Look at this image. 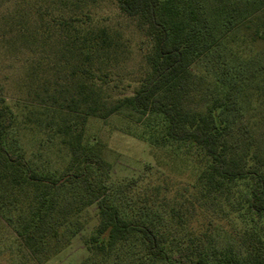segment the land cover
I'll list each match as a JSON object with an SVG mask.
<instances>
[{
	"label": "trees",
	"instance_id": "obj_1",
	"mask_svg": "<svg viewBox=\"0 0 264 264\" xmlns=\"http://www.w3.org/2000/svg\"><path fill=\"white\" fill-rule=\"evenodd\" d=\"M114 1L141 36L137 73L95 0H4L0 38L32 56L25 128L60 153L30 162L0 86L5 264H44L92 219L78 264H264V0ZM122 112L191 178L114 181L85 128Z\"/></svg>",
	"mask_w": 264,
	"mask_h": 264
},
{
	"label": "rangeland",
	"instance_id": "obj_2",
	"mask_svg": "<svg viewBox=\"0 0 264 264\" xmlns=\"http://www.w3.org/2000/svg\"><path fill=\"white\" fill-rule=\"evenodd\" d=\"M4 3V0H0V17L7 12L3 11L6 8ZM94 11L97 15L108 17V21L117 26L130 43L132 53L120 72L137 73L141 66V52L138 50L141 36L135 27L119 16L114 0H95ZM31 57L26 50L8 49L6 43L0 38V86L3 87L6 101L17 118L13 136L18 143L24 145L27 157L33 165L52 169L59 161L60 153L57 147L40 140L35 135L32 136L25 128L29 108V96L24 87L27 81L25 69L32 60ZM132 79L130 75L125 76L124 83L131 81L133 85ZM131 86L121 91L127 93ZM134 128L131 119L123 112L105 119L89 117L87 120L85 134L88 138L103 144L104 157L111 164V177L114 181L122 182L139 177L143 180L145 176H150L154 181L150 175L154 171H164L174 181L191 178L190 170L182 167L178 159L169 160L162 152H152L148 143L134 133ZM94 222L95 219H92L85 229L71 238L68 246L51 256L44 264L81 262L88 255L82 237L90 233ZM4 259L5 254L0 252V264H5Z\"/></svg>",
	"mask_w": 264,
	"mask_h": 264
}]
</instances>
